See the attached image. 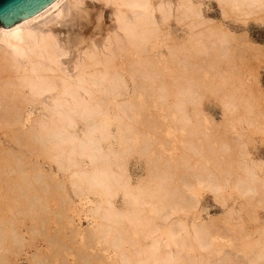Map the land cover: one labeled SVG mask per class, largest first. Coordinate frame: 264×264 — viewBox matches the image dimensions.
<instances>
[{"label":"bare ground","instance_id":"obj_1","mask_svg":"<svg viewBox=\"0 0 264 264\" xmlns=\"http://www.w3.org/2000/svg\"><path fill=\"white\" fill-rule=\"evenodd\" d=\"M213 1L224 19L264 21V0ZM204 6L56 0L0 27V132L13 142L0 148V160L15 164L0 173V264H20L10 258L25 247L36 250L35 264L49 261L23 230L34 229L24 218L54 214L46 163L71 188L59 194L58 222L70 204L75 210L54 234L68 240L67 229L80 233L79 245L96 247L105 264H264V162L248 157L244 141L264 138L263 95L241 76V55L257 44L214 24ZM97 7L109 9L115 24L101 42L82 29ZM178 25L185 29L181 42ZM211 97L223 125L205 110ZM136 158L146 175L134 183ZM229 188L243 199L239 211L227 203ZM205 193L226 207L220 222H191ZM79 209L91 227L79 225ZM56 235L47 233L46 242L53 246ZM87 254L82 258L92 264L97 255Z\"/></svg>","mask_w":264,"mask_h":264},{"label":"rangeland","instance_id":"obj_2","mask_svg":"<svg viewBox=\"0 0 264 264\" xmlns=\"http://www.w3.org/2000/svg\"><path fill=\"white\" fill-rule=\"evenodd\" d=\"M204 3L206 4V6L203 7L206 11V15L208 17L212 18L213 21L216 20V22H214V24H216V23L218 25L223 24L225 27H227L230 30V32L232 34H234L236 37H239V38L241 36H244V34H247V36L245 35L246 38L249 39L251 43L257 44L255 46L259 47L257 51L260 50V53L256 51V48H257L256 47V48H254V51H256L255 52L256 54L253 53L254 51H252L251 54L249 52V54L244 55V54H246V52H245V53H243L244 56L241 55L242 56L241 61L242 62L244 61L243 63L241 62V66H242V64H244L242 66L244 68V70H243V74L241 76L244 79L243 81L248 82V85L250 84L253 86V87L252 86L251 87H252V89L253 88L255 89V90L253 89L255 92L258 91L257 92L258 96L261 97L263 95V97L261 99L263 100V108H264V53H263V51H264V24H262V23H264V21L263 22L261 21L262 16L261 17L259 16L260 19L257 18L258 20L256 18H253V19H251V18L247 19L246 18V20L243 18L244 19L243 20L242 18L240 19V18H236L234 16L230 17L228 19H224L221 15L220 7L218 6V4L215 1L204 0ZM101 9L102 8L97 7L94 10L95 11L94 16L96 17V19L94 17L91 21L86 22L87 24L85 23L84 27L82 28L83 33L86 37H88V35H90L89 37H91V35H93L91 37V38H93L95 35L97 37H94V39L97 40V38H98L99 39L98 41H100V42L107 38L108 31L113 29L115 26L114 20H113L114 17H113L112 12L109 9H104V10L103 9L101 10ZM101 12H103V16H102V19L99 20L100 19L99 15H101ZM93 23L96 25H94ZM99 23H101V24H99ZM92 24H93V26H92ZM93 28H94V30H91ZM89 29H90V31H89ZM99 29H100V31H99ZM184 36H185V29L182 26L178 25V39H179L178 42H181L184 39ZM245 36H244V38H245ZM239 38H238V40H239ZM240 40L238 42H240ZM255 46H253V47H255ZM257 53H259V54H257ZM253 55H254V57L256 55V57L254 58ZM257 58H258V60H257ZM244 59H246L247 61ZM237 60H239V59L237 58ZM250 62H251V64H250ZM246 63L249 65H247ZM237 64L240 65V62H238ZM252 65H254L256 68L254 71L251 69V67L254 68V66H252ZM245 67L248 68V69L246 68L248 71H246ZM256 80H257V82H256ZM259 85H260L261 89H259V87H258ZM255 87H257V88H255ZM256 89H258V90H256ZM261 90H262V92H261ZM257 93H256V95H257ZM261 93H262V95H261ZM205 110L216 121L217 124L220 123V125H221L223 123L222 122L223 118H222L221 108H220L218 102L213 97L209 98L208 101H206ZM243 126H244L243 130H242V125L240 128L238 125L237 128H238V130L241 129L240 133L242 132L243 133V134L241 133L242 135H245V133L247 135L248 134L247 131L249 132V130H248L246 125H243ZM245 128H247V129L245 130ZM234 132L230 133V135H233ZM237 132H239V131H237ZM170 137L174 141H178V138H177V135L175 132H171ZM252 139L251 140H248L246 138L244 139L245 143L248 142L245 145V148H246V146L248 144L246 150L250 151L249 152L250 155L248 154V157L250 156V158H252L254 160H263V162H264V138L255 135V136H253ZM250 141H252V142H250ZM9 147L10 148L13 147V142H12L11 138L7 135H4L2 132H0V148H9ZM174 147H176L175 144H174ZM0 150H2V149H0ZM175 153L179 154V152L176 150H175ZM6 160H7L6 157H2V159L0 160V173H2V169L7 167V164L15 165L12 161H6ZM44 168L46 169V171L50 172L54 178V182L51 185L52 192L49 195V197H50V204L49 205L51 207V210L54 212V214L46 217L45 215H43L41 213H37L35 215V217L24 218L23 221L27 224V226H29V228L31 227V224H34V229H33V232H31V233L27 232V229L23 228V230L25 231V237L34 244V247L37 246V248H42V252L45 253L46 255H48L49 261L44 262V264H46V263L47 264H86V262L82 258V255L87 254V253L89 255L90 254H92L94 256L97 255V257H93L91 259L92 264H105L106 262L103 260L104 259L107 260V258L104 257V259H103V256H100V255H102V253H99V251H97L98 249L96 247L91 249L93 246L91 247L90 245H88V246H90V247H88L87 244H85V243L82 245H79L82 241V240L79 241V239L82 238V235L80 233H75L73 235L72 231L70 229H67L66 234H68V235L66 237H68V238L70 237L69 239H71V240H69V239L68 240H62L63 239L62 234H61V236H60V234H58V236L56 234H54L55 231L58 230L59 227L61 228L63 226V224L69 220L68 217L73 215L75 210L74 211L72 210V205L70 204L69 205L70 208H68V211H66V213H64V216H63L65 219H63L62 223L63 222L64 223L62 224L61 221L58 222V217L56 216V213L58 212L59 209H61V211H62V204L58 203L59 202V194H62V192L63 193L65 192L66 194L71 193V188H70L69 183L65 180L66 176L60 172L55 171L50 163H46ZM131 173H132V176L134 178V183H136L141 177L145 176L146 172H145L144 162L139 160L138 158L134 159L131 163ZM61 183H64V185L60 186ZM228 193L230 194V198L228 199V202H227L228 205L230 207H232L234 210L239 211L240 210V204L243 201V199L241 198V196L239 194H237L235 191H233L230 188L228 189ZM43 194L44 193L42 191H40V195H43ZM226 212H227L226 207H222L220 204L216 203L213 200V198L210 194L205 193L203 195L202 202L199 206V209L197 211H194L189 216H190L191 222H195V223H200L202 220H215V221L220 222L223 219V217L225 216ZM78 215L80 216L79 225L83 229H86V228L91 227L93 225V219L90 217L89 214L84 213V211L80 210V211H78ZM259 217H260L259 222H261L260 224L263 225L264 224V211L263 210L259 211ZM57 222L61 223L62 226L60 224H58ZM43 223L45 225H43ZM57 225H60V226L57 227ZM251 226L252 225L247 227V229L251 230ZM221 227H222V225H221ZM32 228H31V230H32ZM44 230H46V234L49 233L50 236L56 235L60 241L58 239H56L57 242L53 243V246L48 244L46 242V234H45ZM56 236H54V237H56ZM219 240L222 241L224 239L222 237H219ZM26 249H27V247L24 248V252L22 251L20 257H17V258L11 257L10 260L12 261V260L17 259V260H19L20 264H35L32 257H33V252H35L36 250L33 249V251H32V248L29 250L28 249L26 250ZM94 251H96V252H94ZM106 255H107V257H109L110 252H106Z\"/></svg>","mask_w":264,"mask_h":264},{"label":"water","instance_id":"obj_3","mask_svg":"<svg viewBox=\"0 0 264 264\" xmlns=\"http://www.w3.org/2000/svg\"><path fill=\"white\" fill-rule=\"evenodd\" d=\"M56 0H0V27L13 25L31 18Z\"/></svg>","mask_w":264,"mask_h":264}]
</instances>
